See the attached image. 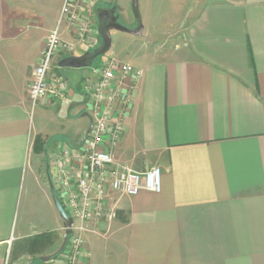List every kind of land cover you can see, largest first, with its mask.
Returning <instances> with one entry per match:
<instances>
[{"label": "crops", "instance_id": "crops-1", "mask_svg": "<svg viewBox=\"0 0 264 264\" xmlns=\"http://www.w3.org/2000/svg\"><path fill=\"white\" fill-rule=\"evenodd\" d=\"M64 1L0 0V264L66 262L57 161L83 140L85 87L101 72L78 77L60 64L100 40L97 22L85 42L79 23L66 22L48 79L65 77L67 96L32 105L34 71ZM189 5L182 45L152 38L151 48L131 43L111 57L141 72L116 162L161 167L162 187L118 195L116 217L87 233L77 264H264V0ZM133 36L146 37L144 26ZM37 136L45 151L34 150Z\"/></svg>", "mask_w": 264, "mask_h": 264}, {"label": "built area", "instance_id": "built-area-1", "mask_svg": "<svg viewBox=\"0 0 264 264\" xmlns=\"http://www.w3.org/2000/svg\"><path fill=\"white\" fill-rule=\"evenodd\" d=\"M69 1H64L59 21L50 32L41 61L35 68L29 88L33 106L50 94L57 98L67 96V80L55 77L51 82L48 79L55 55L62 44V22L73 25L78 23L81 16L80 39L85 42L90 33L93 23L86 15L88 11L84 15L79 14L77 4L71 5ZM133 73L136 76L131 78ZM140 74L132 64L111 58L95 83L85 87L90 95L91 131L77 149L63 151L57 161L55 175L61 191L60 202L73 218L71 233L63 248L66 250L67 264H77L87 233L96 230L100 223H109L116 217L118 195L132 197L142 190L161 191V167L136 171L116 162L124 118L133 104Z\"/></svg>", "mask_w": 264, "mask_h": 264}, {"label": "rangeland", "instance_id": "rangeland-1", "mask_svg": "<svg viewBox=\"0 0 264 264\" xmlns=\"http://www.w3.org/2000/svg\"><path fill=\"white\" fill-rule=\"evenodd\" d=\"M73 1L74 0H70L69 3H71V5L77 4L76 6L78 7L79 14L84 15L83 11H86L84 9H88V13H86V15H88L91 24L97 22L94 13L96 4L94 2L98 0H85V1L80 0V2L78 3H75ZM99 1H101L100 3L113 4V6L119 12V14L117 13L119 23H121L126 27L135 26V14L132 8L131 0H99ZM174 1L176 2V6L172 5L173 0H139V9L141 12V17L144 26V35L147 34V36L146 37L133 36L132 34L126 32L112 30V39H113L112 47L104 56L98 58L90 67L68 68L67 72L70 73L73 72L78 77H81V75L83 74V70L88 68L98 67V69H100L99 72H101V70L107 68L108 62L111 59V57H115L117 59L123 57L124 52L131 43H133V47L135 48H136L135 45H139L137 47H140V45L142 44L143 45L145 44L146 46L151 48L152 47L151 44L156 41L159 44L160 43L164 44L165 47L169 46L171 49L173 47L175 48L177 46L182 45L185 41L184 23L186 20L187 10L190 6L189 3H191L192 0H174ZM168 16H171L170 18L175 17L174 24L169 28H165L160 34L154 36L158 30V27H162L164 25L165 18H167ZM81 18L82 17L80 16V20L77 21L78 23L81 22ZM65 25H66V21H63L61 24V30L65 27ZM93 26L94 25L92 24V27ZM152 38H154L156 41L154 39L153 41ZM99 41H97L95 45L91 46L90 49L95 47L99 43ZM67 76H70L69 73H67ZM62 78L66 80L65 77ZM43 151H45L44 145H43ZM63 264H67V262Z\"/></svg>", "mask_w": 264, "mask_h": 264}, {"label": "water", "instance_id": "water-1", "mask_svg": "<svg viewBox=\"0 0 264 264\" xmlns=\"http://www.w3.org/2000/svg\"><path fill=\"white\" fill-rule=\"evenodd\" d=\"M132 8L135 14V18L137 20L136 27H126L119 23L118 16L115 14L114 8H106V7H99L95 10L96 18H97V28L100 34V41L99 43L93 47L92 49L86 51L82 55H70L64 58L60 64L63 66L68 67H90L93 63L104 56L112 47L113 39H112V30H118L121 32H126L132 35H139L142 33L143 30V21L141 17V12L139 9V0H131ZM90 123L89 127L83 137V140L86 139L88 134L91 131L92 127V117L89 116ZM55 203L58 208V211L61 217L64 220V231H63V244L60 248V251L63 250L67 240L68 235L71 233L70 227L73 224V218L71 215L65 210L62 203L55 195ZM48 258V257H46Z\"/></svg>", "mask_w": 264, "mask_h": 264}, {"label": "flooded vegetation", "instance_id": "flooded-vegetation-1", "mask_svg": "<svg viewBox=\"0 0 264 264\" xmlns=\"http://www.w3.org/2000/svg\"><path fill=\"white\" fill-rule=\"evenodd\" d=\"M101 1H95L94 3L96 4V6H95V9H94V11L97 9V8H99V7H106V8H114V10H115V14L117 15V13L119 14V12L116 10V8L113 6V4H106V3H100ZM96 15V14H95ZM97 19V18H96ZM136 25H137V20H136V18H135V26L134 27H136Z\"/></svg>", "mask_w": 264, "mask_h": 264}, {"label": "trees", "instance_id": "trees-1", "mask_svg": "<svg viewBox=\"0 0 264 264\" xmlns=\"http://www.w3.org/2000/svg\"><path fill=\"white\" fill-rule=\"evenodd\" d=\"M102 57V56H101ZM100 57V58H101ZM34 150L36 152H41L43 151V140L41 139L40 136H37L36 137V140H35V145H34ZM40 238V237H39ZM41 239H44V237H41ZM39 240V239H38Z\"/></svg>", "mask_w": 264, "mask_h": 264}]
</instances>
